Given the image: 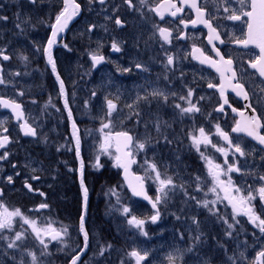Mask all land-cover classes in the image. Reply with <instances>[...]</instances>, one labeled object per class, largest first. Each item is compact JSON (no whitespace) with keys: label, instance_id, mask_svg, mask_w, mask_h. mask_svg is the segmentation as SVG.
Instances as JSON below:
<instances>
[{"label":"flooded vegetation","instance_id":"af4514ba","mask_svg":"<svg viewBox=\"0 0 264 264\" xmlns=\"http://www.w3.org/2000/svg\"><path fill=\"white\" fill-rule=\"evenodd\" d=\"M5 2L8 5L5 16L9 19L4 26L0 22V49L10 59L5 61L0 58V70H2L0 76L6 75L8 81L5 84H0V98L15 100L21 104L25 120L36 129L37 136H24L19 127L21 121H15L12 113L0 106V119L4 118V124L6 123L4 127L8 128L6 134L9 135L10 139V143L6 148L0 149V155L4 151H8L9 157L4 162L11 163L12 166L15 164V168L21 166L25 171V173L15 176V183H11L15 190L12 194L15 202L23 203V207H27L30 214L39 215L45 209L37 210L38 205L48 201L49 208L46 211L53 219L63 220L61 211L55 209L54 203L56 202L52 199V194L47 191L48 180L42 175L43 170H47V172L53 170L52 175H55V177L50 182L54 185L57 178L61 176L63 168L62 152L61 147H59L61 142L52 135L53 125L57 128L56 112L59 115L61 130L64 117L63 122L66 123L64 130L69 136L68 122L58 82L43 53V48L47 46L48 38L51 35L50 24L54 22L56 13L63 7V0H38L35 5L28 3V0H0V8H4ZM132 2L135 5L134 8H129L123 0H106L103 6L97 0H94L91 4H89V0H77V3L81 5L79 14L70 21L65 32L52 47V56L56 63L57 73L64 82L66 100L75 122L78 120L75 116L78 115V109L81 107L79 104L81 101L76 99V95L85 94V91L78 88L79 82L86 83L84 80L85 71L90 76L89 82H97L99 77H104V74L108 72L109 75H107L110 77V81H112V76L118 84L125 85L124 91L126 94L122 96V105L126 110L124 117L130 116L136 122L146 123L158 116L170 125L164 129V134L172 139V147L182 146V142L185 146L189 145L193 154L199 158L200 154L191 147V141L188 139L187 133L195 131L199 127H204L206 131L212 133L210 138L214 143L227 148V144L215 135V125L219 123L234 141L241 143L248 155L240 157L238 153H234L229 149L227 156H225L216 152L211 145L207 148L201 145V150L205 152V155L219 164L224 171H227L228 164L246 160L255 166V173L264 175V151L260 150L264 146L259 145L244 133L231 132L235 120L240 119L236 113L232 112V108L250 115L251 109L246 108L245 105L252 103L257 108V114L264 117V92L261 91L264 88V79L259 77V74L251 69L248 64V61L258 55L259 51L254 46L244 48L233 43L234 38L243 36L246 30L245 25L240 21L234 22L223 19L225 13L221 6V0H199L208 10L210 17H218L212 23L214 26L218 25L221 39L225 43L221 44L219 41L213 43L219 49L221 55L226 59L231 58L233 60L232 67L237 72L238 79L244 83L250 94V100L245 101L238 97L231 88H227L225 96L228 97L229 104L232 107L225 105L224 112L219 113L215 109L222 103L220 94L215 88L210 89L207 85L209 81L219 84L220 74L214 68L209 67L207 64H201L199 60L192 58V47L195 45L201 48L206 55L219 60L216 53L212 51L213 46L208 43V31L202 24L193 27L189 23L185 28L180 23L181 18L186 21L195 19V12L185 6L184 11L178 13L176 17L165 11L164 17L161 19L156 12L150 10L160 4L161 0H146L143 5H141L140 0H132ZM174 2L180 6L179 0H174ZM228 6L237 9L240 7L238 0H229ZM113 9H116L115 15L125 22L121 28L115 25L114 19H105L106 15L113 16ZM17 13L20 14L19 21L17 20ZM0 15L2 14L0 13ZM24 20H30V22L21 24L23 28V32H21L15 25ZM92 25H95V27L92 28V31H88ZM96 27L99 30H96ZM158 27L168 28L172 32L170 43H165L160 39ZM181 33L186 38L179 39ZM88 34L92 35L90 39L87 38ZM113 40L120 44V52L112 50ZM64 45L68 47L65 48ZM89 53L102 55L105 60L93 68ZM22 55L28 57L27 61L20 59ZM167 55L175 57L172 66L166 65ZM137 63L144 65L147 71L136 68ZM123 69H129V71L124 72ZM16 72H19L20 75H14ZM165 76L168 79H165ZM188 88L194 90L193 103L198 102V106L202 111L182 117L179 115V110L174 108V104L180 103L187 106L184 101L178 99V96L186 94ZM153 89H159L169 94L175 92L177 97L170 96L167 103L162 99H152L151 97H149V101H137L138 96H144ZM20 92L24 94L21 96L18 94ZM68 92L75 93V100L68 97ZM200 97H204V99L201 100ZM134 102H136V106L134 110H130L126 105ZM44 104L45 107L43 108ZM134 112H139L140 116L137 117ZM138 129L139 131L143 130L142 126H139ZM2 132L3 129L0 128V133ZM46 134H48L49 141L54 140L51 149L45 148ZM130 134L135 139V135ZM131 147L132 145H130V149ZM226 160L228 164L225 163ZM196 164L207 171L204 160L193 161V169L196 168ZM32 169H36V171L33 172ZM133 170L135 173H140L137 163H134ZM255 173L249 172V175H247L246 189L243 186L244 192L242 194H247L249 186L253 189L259 176ZM33 175L39 176L40 179L32 180ZM229 176L236 186L241 187L240 173L231 172L228 175H222L221 180L226 182ZM72 178L71 185L74 182L75 174ZM25 180L32 184L34 189H39L46 195L42 197L38 192H29L24 187ZM2 191L1 198L8 195V192L4 191L3 188ZM217 192L221 198L219 200L220 204L225 207L221 210L220 216L229 219V222H231L232 208L228 201L223 199L224 192L219 188ZM1 198L0 202H2ZM253 203L258 210L264 207L261 205L258 196L257 201H253ZM238 219L241 224L236 226V231L233 232L231 238L222 233L214 236L215 260L210 259V263L232 264L229 257L238 260L240 252H243L244 257L239 264H250V262L246 263V258H249L253 253L256 245L259 244L260 238H262L261 244L264 246V236H261L259 230L249 224L246 217L240 216ZM223 229L226 231V227H221V230ZM76 231L79 233L78 225ZM204 238L208 237L204 234ZM77 241H79L78 238ZM81 242L82 247V238ZM220 244H223L224 247H220ZM72 256L63 260L62 264H67ZM82 259L78 264L81 263Z\"/></svg>","mask_w":264,"mask_h":264},{"label":"snow or ice","instance_id":"6c2138e0","mask_svg":"<svg viewBox=\"0 0 264 264\" xmlns=\"http://www.w3.org/2000/svg\"><path fill=\"white\" fill-rule=\"evenodd\" d=\"M38 0H28V3L35 5ZM94 0H89V4L93 3ZM100 5H104L106 0H97ZM125 4L128 5L129 8H134L132 0H123ZM146 0H140L141 5H143ZM229 0H221V6L223 7V12L225 15L223 19L229 21H240L245 25V31L243 36L240 38H234L233 43L242 46L244 48H249V46H254L259 50L258 55H255L254 58L248 61L249 67L254 69L256 73L259 74V77L264 79V0H238L240 7L230 8L228 6ZM180 6L177 5L174 0H161L160 4H157L154 8H151V11L156 12L157 15L163 19L164 12L167 11L169 15L176 17L178 13L184 11V7L191 8L195 12V19L184 20L180 19V23L184 25L186 28L190 23L193 27L197 24H202L205 28L208 29V43L212 45V51L216 53V56L219 57V60L213 59L211 56L205 54V52L193 45L192 47V58L199 60L201 64H207L209 67L214 68L220 74V83L215 84L211 81L208 82V88H215L222 100V103L215 109L216 112L223 113L224 106L228 105V107H232L229 104L228 97L225 96V90L227 88H231L233 92L238 97H241L245 101L250 100L249 91L246 90L244 83L240 81L237 77V72L233 69V60L231 58L226 59L219 49L213 43L214 41H219L221 44L225 43L223 39H221V33L218 31V25L214 26L212 23L213 20L218 19L216 16H209L208 10L206 7L199 2V0H179ZM81 10V5L77 3V0H63V7L56 13L55 20L50 24L51 27V35L48 38L47 46L43 48V53L47 58V63L51 66L53 74L56 76V80L59 83V92L63 97L65 96V86L63 80H61L59 74L57 73L56 63L52 56V47L57 42V37L60 33H62L67 27L69 21H71L76 15L79 14ZM116 9H113V16H105L106 20H113L118 28L124 26V21L115 15ZM9 17L5 15H0V21H7ZM17 20H20V14L17 13ZM30 20H24L22 22L16 23L15 27L20 29L23 32V28L21 26L22 23H29ZM95 25L89 27L88 31H92ZM158 33L160 39L165 43H170V38L172 37V32L165 27H158ZM179 39L186 38L182 33L178 37ZM67 48V45H64ZM112 50L115 52H120L121 47L120 44L113 40L112 42ZM90 59L92 60L93 68L96 65L102 63L105 60V57L99 55L97 53H89ZM0 58L3 60H9L10 57L4 53L2 49H0ZM21 60L27 61V56H21ZM175 62V57L173 55L166 56V65L172 66ZM136 68L147 71L144 65L137 63ZM2 71V70H0ZM124 72L129 71V69H123ZM14 75L19 76L20 73L16 72ZM165 79H168L165 76ZM5 79L0 76V84H5ZM264 92V88L261 89ZM19 95H23V92L18 93ZM93 96L96 95L95 92L92 93ZM177 97V93H166L159 89H153L150 93H147L144 96H138L137 101L144 100L149 101V97L152 99H162L165 103L168 102L169 98ZM194 90L192 88H188L186 94L179 95L178 99L184 101L187 106H183L180 103L174 104V108L179 110L180 116H190L195 113H200L202 109L198 106L197 103H193ZM119 99V97H117ZM200 99H204V97H200ZM0 106L3 108L11 109L13 115L18 121H23L20 123L19 127L23 135L35 137L37 136L36 129L25 120L24 112L20 103L15 100H7L4 98H0ZM88 106V101H85V107ZM130 110H134L136 106V102L130 105H126ZM106 107L107 111L105 116L101 118V124L98 131L100 132L101 142L99 146V154L96 156L95 163L93 165L94 168L99 170L103 165L100 162V155H109L112 157L114 167H119L124 170L125 180L128 182V187L131 190L133 196L143 197V199L147 200L153 209V213L149 219L152 223H156L161 218V211L159 206L161 204H166L170 198V193H173L176 189H180L184 192V195L188 197L190 200H195L197 206L203 207L209 210L210 213L217 216L218 220H221L226 226L227 229L225 231V236L231 238L233 236V232L236 231V226L241 224V221L238 217L243 216L247 218L249 224L253 225V227L259 230L261 236H264V207L261 210H258L256 205L253 203L254 200L259 197V201L262 206H264V175H259L258 179L261 181V184L256 189H252L249 186L247 190V194H242L244 189L236 186L232 178L229 176L228 180L225 182L221 180L222 175H228V173L236 172L241 173L242 170L240 167H237L235 163L228 164L227 160L225 161L228 164L227 171L221 168V166L214 162L209 156L205 155V152L201 150V145L205 148L211 145L212 148L215 149L216 152H219L225 156L228 154V150L231 149L234 153H238L240 157H244L248 155L241 143L234 141L228 132L224 131L219 123L215 125V135L219 136L226 144L227 148L218 146L216 143L212 141L210 138L212 133L206 131L204 127H199L195 131H189L187 133L188 139L191 141V147L196 150L200 154V158L206 162V168L208 175L212 178V187L208 189L209 192L216 194L217 200H220L219 193L217 189L219 188L224 192L223 199L228 201V204L232 208L231 222L229 219L219 216L215 211L214 207L216 201L209 200H198L195 196H189L184 184H177L172 176L167 175V169L165 168L164 172H161L160 166L154 162L145 159L144 164L146 165L145 173L147 179H153L157 184L156 188V196L153 199L150 197L145 191L144 186V178L140 176H132L129 169L130 166L136 163V160L133 158V153L130 150V145H134L135 149L140 152H146L150 146H152V137L150 134L145 136L143 140H136L132 135L127 131L115 132L111 131L112 128V115L116 112L117 104L112 99L106 98ZM246 108L251 109V114L244 111H240L236 108H232V112L236 113L240 119L235 120L234 125L231 128L232 133H244L246 136L250 137L252 140H255L259 145L264 146V117L257 114V108L252 103H247L245 105ZM65 109H68L67 100H65ZM134 114L139 117V112H134ZM68 118L72 120V112L68 110ZM151 124L157 133L158 137H162L164 143L171 144L173 141L168 138L167 135L164 134V129L169 127L166 121H162L158 116L154 120H150L146 122L145 127L147 129L148 124ZM0 128L3 129V132L0 133V149H5L6 146L10 143L8 128L4 127V121L0 120ZM73 129V139L75 142V152L77 159L80 158V136L79 130L77 129L75 123L72 124ZM108 130V131H105ZM159 143V139L156 141ZM115 147V154H113L110 149ZM59 151V149H57ZM261 151H264V147H261ZM9 157V152L4 151L2 155H0V161H5ZM179 159V157H177ZM16 165L13 164V168ZM71 170V169H70ZM33 172L36 169H32ZM80 188L83 198V206L85 210H82L79 217V233L83 236V247L79 248L78 251L72 256L70 264H77L80 259V253L84 252L85 249L89 245V233L86 230V220H85V211L87 207L88 201V188L85 185L84 181V163L80 161ZM154 174V176H153ZM19 175V173H16ZM131 177V178H130ZM32 180H39L40 177L33 175L31 177ZM200 177L197 176V184L196 190L200 191ZM7 182L9 184L13 183V176L9 175L7 177ZM24 187L29 192H38L40 196H45L46 194L43 191H39V189H34L32 184H30L27 180L24 182ZM0 195H3L0 192ZM207 195V193H205ZM211 205V207H210ZM49 205L47 202H42L38 205V209H47ZM123 213L128 214L130 209L128 207L123 208ZM176 219L179 220L181 217L176 215ZM19 217L24 224L28 225L31 228L32 234L35 239L42 246V251L40 253L41 256L50 255L48 252V242L44 239L47 237L51 241H63V238L68 235V228L62 227L60 229H56L53 227L52 222L48 221L46 224H38L36 220L30 219L25 216L19 208L9 209L3 202H0V239L7 241L6 247L7 249L19 250L20 244L18 242L26 239V232H15L14 237L3 236L2 233L4 230H11L13 226L14 219ZM191 222L195 225L196 234L191 236L192 244L185 249L186 252H193L196 250L197 245L202 242L203 232L200 231V221L197 217H190ZM128 224L132 225L140 230L143 235H147L144 231L145 220L138 219L136 216H131L128 219ZM182 238V237H181ZM220 247H224L223 244L219 245ZM109 248L111 245L108 246ZM105 249L102 247L100 249L99 255L104 254ZM23 252L31 258V264H42V262L38 261V257L35 252L23 249ZM130 257H133L136 261V264H141L142 261L147 257V253L141 254L136 250H132L128 253ZM184 252L177 249L174 253H170L167 257L168 264H177L178 261H183ZM239 256L241 258L244 257V253L240 252ZM232 261V264H239V261L234 257H229ZM18 264H25L23 258L18 262ZM201 264H210L209 259H202ZM254 264H264V248L256 253L254 258Z\"/></svg>","mask_w":264,"mask_h":264},{"label":"rangeland","instance_id":"374dc122","mask_svg":"<svg viewBox=\"0 0 264 264\" xmlns=\"http://www.w3.org/2000/svg\"><path fill=\"white\" fill-rule=\"evenodd\" d=\"M7 10L8 5L5 2L4 8H0V13L2 15H6ZM0 22L4 26L8 21ZM96 30H99V28L96 27ZM91 37L92 35H87L88 39ZM86 73L87 72L85 71L84 80L86 83L79 82L78 85V88H80L81 91H85V94L76 95V99L81 101L79 102L81 107H78V115L75 117L78 120L82 121L85 119L84 121H86V123L82 124L81 127V133H83L82 151H85L87 154L88 159L86 160L87 162L89 161L90 167H93L96 156L99 154L101 137L98 129L100 128L101 118L105 116L107 111L106 98L112 99L117 104L118 109L113 113L111 118L112 132H130L135 135L136 140L145 139L147 134H150L152 137V146H150L146 152L137 151L134 145H132L130 149L133 153V158L136 160L137 167L140 169V173L146 181L148 192L152 198L154 199L156 196L157 184L154 181V178H146V165L144 164L145 159L156 162L160 166L161 172H164L166 168L167 175L172 176L177 184L185 185V189L189 196H195L198 200L206 199L209 201H216L214 211L220 216L221 210L225 209V207H223L220 204V201L217 200L216 194L208 191V189L212 187V178L208 175V172L204 171L198 164H196V168L193 169L192 162H195L196 160L201 161V159L197 155L193 154L189 145L185 146L181 142L183 147L180 145L172 147V143L166 144L164 143L162 137H158L150 123L146 129V123L136 122L130 116L124 117V112L126 110L122 105V96L126 94L124 91L125 85L122 86L121 84H118L115 78L112 76V81H110L108 72L104 74V77H99L97 82H89L90 76ZM2 77L5 79V81H7L6 75ZM93 92L96 93L95 96L92 95ZM74 96V92H68V97L72 100H75ZM117 97H119V99H117ZM85 101H88L87 107H85ZM44 107L45 104L43 105V108ZM0 120L4 121V118L2 117ZM63 120L64 117L62 119L61 130L59 115L56 112L55 121L57 128H55V125H53L52 135L61 142L59 147H61L62 152V170L68 174L71 182L73 179V174H76V166H74L71 161L74 148L70 134L68 136L67 132L64 130L66 123L63 122ZM139 126H142L143 130L139 131ZM158 139L159 143L156 142ZM45 142V148L51 149L54 140L49 141L48 134H46ZM110 151L115 154V147L113 146ZM101 156L102 155H100V160ZM177 157H179V159H177ZM105 159L110 160V162H113L114 164L112 157L109 155H107V158ZM105 159L104 162H107ZM235 163L237 164V167H240L242 170L240 173V183L242 184L241 188H244L247 184L246 177L249 175V172L255 173V166L251 165V163L246 160L236 161ZM205 169H207L206 164ZM52 171H42L43 177L48 180L46 186L47 188L48 186L53 185L51 182L55 175H52ZM16 173L21 175L25 173V171L21 166H19V168L13 169L11 163L7 164L4 161H0V187H2L4 191L8 192V195L3 196L1 201L10 210L19 208L25 216L29 217L30 219H35L38 224H46L48 221H51L53 227L56 229L67 227L68 235L63 238L62 242H50L46 237H44V239L48 242V252L50 255L41 256L40 253L42 251V246L35 239L31 228L24 224L19 217H16L14 219L12 229L4 230L2 235L14 237L15 232L20 231L26 232V239L18 242L21 246L19 250L7 249V241L0 239V264H18L21 258H23L25 264H31V258L23 252V249H28L35 252L38 257V261L42 262V264H62L63 260L69 259L76 251L79 250V248H81V237L78 231H76L77 223L74 224L69 215L68 218L67 216L63 215V220L56 219L58 221L57 222L46 211V209L43 210L39 215H35L34 213L30 214L27 210V207H23V203H16L12 196L13 192L15 191L13 185L7 182V177L11 175L13 176V183H15V176H19L16 175ZM255 174L259 175L257 172ZM197 176L201 178L199 181L201 187L200 191L196 190ZM260 184L261 181L258 179L253 186V190L259 187ZM205 193H207V195H205ZM107 194L109 196V215L113 221L115 231L118 234L115 236L112 242L110 241L109 243H105L101 242L100 239L97 240L96 234L91 232L88 252L80 264H101L102 260L105 261V264H136L135 259L128 255V253L132 250H136L141 254H144L145 252L148 254L146 261L142 264H168V255L170 253H174L177 249L184 252L183 261H178L177 264H201L202 259L215 260L216 248L214 236H216L218 233L225 235V231L224 229L221 230V227H226L227 229V226L221 220H218L216 215L210 213L208 209L199 207L197 206L195 200L188 199V197H186L184 192L180 189H176L173 193H170V198L167 203L161 204L159 206L161 218L156 223H152L149 219V217L154 214L153 211H151L140 201L132 198L126 191L122 181L120 184H114ZM254 201H257V199ZM124 207H128L130 209L128 214L123 213L122 210ZM173 213L179 215L181 218L177 220ZM131 216H136L138 219L145 220L144 231L147 233V235H143L138 228L128 224L127 221L131 218ZM192 216L197 217V219L200 221V231H202L203 234H205L208 238L205 239L203 235L202 242L197 245L196 250L189 253L184 250L192 244L191 236L196 234L195 225L192 224L190 219ZM221 224L222 226H220ZM77 238L79 241H77ZM261 241L262 238L259 239V244L256 245L250 257L246 258V263L250 262V264H254V255L259 250L264 248V246L261 244ZM109 245H111L110 248L108 247ZM102 247L105 249V251L101 256L99 253ZM114 256L116 262L112 263L108 260V258L111 257V259L114 260ZM238 261L242 262V258L240 257Z\"/></svg>","mask_w":264,"mask_h":264},{"label":"trees","instance_id":"16d2710c","mask_svg":"<svg viewBox=\"0 0 264 264\" xmlns=\"http://www.w3.org/2000/svg\"><path fill=\"white\" fill-rule=\"evenodd\" d=\"M85 119L77 120V126L81 133L82 124L86 123ZM80 137V138H81ZM102 155V154H101ZM81 157L84 163V181L88 188V202L86 211V228L89 233L94 232L96 234L97 240L100 239L101 242L109 243L114 240L117 236L115 231L113 221L108 211L109 196L108 191L113 187L114 184H120L121 180L119 177L120 168L114 167L113 162L107 160V155L101 156V167L99 170L90 167L89 161L87 162V154L82 151L81 147ZM73 153L71 161L74 166L77 165V160L75 159ZM85 158V160H84ZM104 159L107 162H104ZM92 168V169H91ZM61 170V176L57 179L54 185H50L47 188L48 193L52 194V199L56 202L55 209L60 210L62 216L65 215L72 219L73 223L78 222L79 216L82 210V198L80 194V188L77 183V176L75 174L74 182L71 185L70 178L67 173ZM90 236V234H89ZM112 263L116 262L115 256L114 260L108 258ZM101 264H105L102 260ZM110 264V263H109Z\"/></svg>","mask_w":264,"mask_h":264},{"label":"water","instance_id":"95a60500","mask_svg":"<svg viewBox=\"0 0 264 264\" xmlns=\"http://www.w3.org/2000/svg\"><path fill=\"white\" fill-rule=\"evenodd\" d=\"M69 23H70V21H69ZM69 23H68V25H69ZM65 30H66V29H65ZM65 30H64L62 33L59 34V36L57 37V40H58V38H59V37L65 32ZM206 30L208 31L207 28H206ZM258 51H259V50H258ZM55 78H56V76H55ZM56 81H57V80H56ZM58 86H59V83H58ZM62 100H63V108H64V112H65V114H66V118H67V122H68L69 134H70L71 140H72V142H73L74 150H75V142H74V139H73V129H72V124H73V122H74L75 125H76V122H75V120L73 119V117H72V120H71V121H70L69 118H68V110H69V108H68V109H65V100H66V97L63 96V97H62ZM1 107H2V106H1ZM2 108H3V107H2ZM3 109H4V110H8L9 112L12 113L11 109H7V108H3ZM12 115H13V113H12ZM13 117H14V120H15V121H18V120L15 118L14 115H13ZM22 122H23V121H21V123H22ZM76 127H77V125H76ZM77 129H78V127H77ZM78 130H79V129H78ZM115 132H121V131H115ZM115 132H113V133H115ZM22 134H23V133H22ZM129 134H130V133H129ZM130 135H131V134H130ZM24 136H25V135H24ZM79 136H80V134H79ZM75 155H76V152H75ZM76 159H77V156H76ZM81 160H82V157H81V143H80V158L77 159V181H78L79 188H80V171H79V169H80V161H81ZM82 161H83V160H82ZM133 166H134V164H132V165L130 166V169H129L131 175H132V176H140V177L143 178V176H142L141 174L135 173V172L133 171ZM119 177H120V179H121V181H122V183H123V185H124L126 191L129 193V195H130L132 198H134V199L140 201L142 204L146 205L151 211H153V209H152V207H151V204H150L147 200L143 199V197H137V196H133V195H132L131 190H130L129 187H128V182L125 180V174H124V170H123L122 168H120ZM130 178H131V177H130ZM144 186H145V191H146L147 194L151 197V195L149 194V192H148V190H147L145 180H144ZM0 192L3 193L1 187H0ZM80 194H81V198H82L81 188H80ZM1 196H2V195H0V197H1ZM87 202H88V201H87ZM82 210H85V209H84V206H83V198H82ZM82 210H81V212H82ZM86 210H87V207H86ZM85 216H86V211H85ZM79 217H80V216H79ZM78 230H79V219H78ZM79 234H80V233H79ZM80 236H81L82 241H83V236H82L81 234H80ZM82 247H83V245H82ZM87 251H88V247L85 249L84 252L80 253V259H79V261L77 262V264L80 262V260L83 258V256H85V254L87 253ZM146 259H147V257L145 258L144 261L141 262V264H142L143 262H145ZM70 261H71V259L69 260V262H68L67 264H70Z\"/></svg>","mask_w":264,"mask_h":264},{"label":"bare ground","instance_id":"6f19581e","mask_svg":"<svg viewBox=\"0 0 264 264\" xmlns=\"http://www.w3.org/2000/svg\"><path fill=\"white\" fill-rule=\"evenodd\" d=\"M138 174H140V173H138ZM86 217V216H85Z\"/></svg>","mask_w":264,"mask_h":264}]
</instances>
